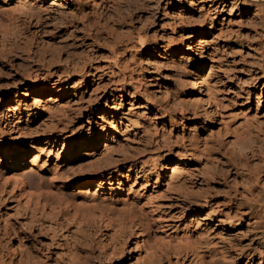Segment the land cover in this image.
Returning <instances> with one entry per match:
<instances>
[{
  "label": "rangeland",
  "instance_id": "1",
  "mask_svg": "<svg viewBox=\"0 0 264 264\" xmlns=\"http://www.w3.org/2000/svg\"><path fill=\"white\" fill-rule=\"evenodd\" d=\"M229 1L0 0V264H264L228 161L264 175V13Z\"/></svg>",
  "mask_w": 264,
  "mask_h": 264
},
{
  "label": "bare ground",
  "instance_id": "2",
  "mask_svg": "<svg viewBox=\"0 0 264 264\" xmlns=\"http://www.w3.org/2000/svg\"><path fill=\"white\" fill-rule=\"evenodd\" d=\"M59 1H64V0H59ZM222 2H224V4L225 5H227V3L228 2H230L229 0H221ZM238 1H240V3L242 2L243 4L242 5H256V6H258L259 8V10H260V12L263 14L264 13V4H261V3H259V2H257L256 0H252V1H249V0H235V2L234 3H232L233 5H235V3H237ZM264 1V0H263ZM74 2V1H73ZM226 2V3H225ZM117 3H118V5H117ZM263 3V2H262ZM116 7V9H115V11H118V12H120V10H121V8H122V3L120 2V1H116V5H115ZM62 9H64V10H66V9H69V7H62ZM71 10V9H70ZM72 11V10H71ZM74 11V10H73ZM72 11V12H73ZM76 11V10H75ZM72 12H70V14L72 13ZM117 12V13H118ZM65 13V12H64ZM77 14L78 16H76L75 14ZM66 14V13H65ZM80 14H82L83 16H81ZM76 17H79L80 16V18H76L75 20H77V19H82V20H84V17H85V14H83V12L81 13V12H79V11H76V12H73V17L75 18V16ZM253 15H255V14H253ZM66 16V15H65ZM64 16V17H65ZM87 16V18H85L87 21H90V22H92L93 24H100V22L98 21V19H96V14L94 13V14H89V15H86ZM121 17H119V18H117V19H115L114 20V23H113V25L114 24H117V25H120V26H122L123 24L122 23H120L121 21H124L125 20V15H123L122 16V14L120 15ZM70 17V16H69ZM69 17H68V19H69ZM65 19H67V17H65ZM64 19V20H65ZM67 19V20H68ZM71 19V18H70ZM69 19V20H70ZM66 20V21H67ZM68 20V21H69ZM86 21V22H87ZM84 22V21H83ZM89 22V23H90ZM99 22V23H98ZM70 23H71V21H70ZM69 23V24H70ZM82 23V22H81ZM88 23V24H89ZM92 23H90V24H92ZM66 24V23H65ZM101 25V24H100ZM95 29H97L96 28V26L94 27ZM97 31H99V29L97 30ZM100 32V31H99ZM100 34V33H99ZM98 35V34H97ZM99 36V35H98ZM128 37H130V35L128 36ZM127 38V37H126ZM77 40V39H76ZM200 41H203L202 39H199ZM199 41V42H200ZM132 43L133 42V40H132V38L130 37V38H127L126 40H124V39H122V40H116V44L115 45H113V47H112V49H111V52H112V57H115L116 55H117V53H118V51L119 50H121L122 48H125V47H127V45H128V43ZM146 41L145 40H142V39H140V46L141 47H145L146 46V43H145ZM203 42H205V41H203ZM201 43V42H200ZM76 41L75 40H73V42L71 43V47H75L76 46ZM77 45H79V44H77ZM193 47V46H192ZM110 52V53H111ZM119 53H120V51H119ZM119 55V54H118ZM116 61H118L119 59H118V56H116V59H115ZM116 63V62H115ZM118 63V62H117ZM120 63V62H119ZM119 65V64H118ZM85 67V66H84ZM81 69H84V68H81ZM123 70L124 69H122V70H119V73H120V75H116V74H111L112 76H110V80H109V82L110 83H114L115 81L116 82H119V80H121L122 78L121 77H123V76H125V74H124V72H123ZM77 71V70H76ZM78 72V71H77ZM80 72H83L82 70L80 71ZM79 72V73H80ZM84 76V75H83ZM119 78V80H116V79H118ZM193 87V86H192ZM195 87V86H194ZM122 89H126V84H124V87L122 88ZM134 89H135V87H134ZM58 92V91H57ZM56 95V94H55ZM66 97V96H65ZM36 100H37V98H36ZM177 101H179V100H177ZM176 101V102H177ZM177 104H178V102H177ZM10 107V106H9ZM11 108V107H10ZM15 109V108H14ZM212 124V123H211ZM236 138L237 137H239V136H235ZM235 137H234V139H235ZM96 137H94V139H93V143L95 144V142H96V139H95ZM237 139H239V138H237ZM235 141H238V140H235ZM234 140H233V142H235ZM232 143V142H231ZM240 143V142H239ZM238 143V144H239ZM108 145V144H107ZM241 145H239V147H240ZM243 151H246L245 153L249 156V153L248 152H250L251 154H252V157H254L255 156V150H254V148H253V139H250V138H247V141L245 140V141H243V144H242V148H241ZM106 153V152H105ZM107 154V153H106ZM103 155H105L104 153H103ZM238 156V155H237ZM36 157V156H35ZM25 158V157H24ZM240 158V157H239ZM111 159V158H110ZM109 158H108V160H107V164L110 162L109 160H110ZM112 160V159H111ZM243 159H239L238 161L239 162H241ZM37 161V160H36ZM109 161V162H108ZM228 161L229 162H231L235 167H236V169H237V171H240V172H242V173H244V171H246L247 172V174L245 175L246 177H244L245 179L244 180H241V185H239L240 187H242V192H239V196L238 195H236L234 198H232L231 199V201H232V207L233 208H235L236 209V212H235V215L233 216V214L230 216L231 218H235L234 220H238V221H240V222H246V221H249V222H251L252 223V225H255L256 226V230H258V231H264V228L262 229L261 227L262 226H264V175L262 174H260V172H254V171H252L251 169H249V168H247V167H245L243 164H242V166L240 165V163H237V162H232V159L231 158H229L228 159ZM112 162V161H111ZM114 163V162H113ZM110 164V163H109ZM244 164H245V162H244ZM177 167V166H176ZM182 167V166H181ZM172 169L173 168H175V167H171ZM180 170V169H179ZM182 170V169H181ZM173 173V172H172ZM174 173H175V171H174ZM8 178H10V180H14L16 183H18V186H22L21 188L24 190V191H28L29 192V190L28 189H33L32 191V193H31V190H30V192H29V195H30V193L32 194V195H30L31 197L32 196H34V198L35 199H41L42 197H45L44 196V193L42 192L43 191V189H41V188H43L44 187V185H43V187H42V182H40V183H38V182H35V183H32V182H25V180L23 179H21V178H17V177H15V178H11V177H8ZM104 179V178H103ZM7 180H9V179H7ZM101 180V179H100ZM15 182H14V185H15ZM90 182V181H89ZM38 183V184H37ZM104 183V181L102 180V181H94V182H90L89 183V185L88 186H96L98 189L99 188H102L103 187V184ZM77 184V183H76ZM17 186V187H18ZM16 188V187H15ZM15 188H13V189H15ZM45 188V187H44ZM19 189V188H18ZM97 189V190H98ZM39 190H42L41 192L39 191ZM88 190V189H87ZM45 193H46V191H45ZM23 194V193H22ZM96 194V193H95ZM27 197H29L28 196V194H27ZM48 199V197H45V200H47ZM231 203V202H230ZM224 204V203H223ZM107 213V212H106ZM110 214V213H109ZM108 216V215H107ZM229 217V216H228ZM109 218V217H108ZM111 218V217H110ZM233 220V219H232ZM231 220V221H232ZM228 226V225H227ZM253 228H254V226H253ZM252 232V231H251ZM254 232V231H253ZM257 232V231H256ZM188 236V235H187ZM47 243H49V242H47ZM52 243V241L50 242V244ZM47 245V244H46ZM184 245H187V243H185ZM188 246H190L191 248H192V246H191V243H188ZM53 247V246H52ZM49 249V248H48ZM52 249V248H51ZM61 250V249H60ZM60 253H61V251H60ZM69 253V252H68ZM62 254H64V253H62ZM67 254V253H66ZM66 254H64V255H66ZM69 255V254H68ZM68 257H70L71 259H72V261H74L73 259H75V257H74V254L72 255L71 253H70V255L68 256ZM19 263V262H18ZM74 264V263H73Z\"/></svg>",
  "mask_w": 264,
  "mask_h": 264
}]
</instances>
